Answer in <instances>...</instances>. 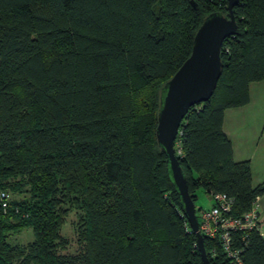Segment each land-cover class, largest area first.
I'll return each mask as SVG.
<instances>
[{"label":"trees","instance_id":"trees-1","mask_svg":"<svg viewBox=\"0 0 264 264\" xmlns=\"http://www.w3.org/2000/svg\"><path fill=\"white\" fill-rule=\"evenodd\" d=\"M215 12L228 15L227 0H0V194L28 195L0 201V264H202L156 128L163 87ZM234 14L217 88L183 119L175 150L195 204L199 190L227 193L240 217L264 186L233 160L223 121L264 83V0ZM72 209L85 247L63 255ZM23 229L34 241L10 244ZM235 239L244 264H264L259 232ZM218 245L205 238L209 259L229 264L220 249L212 258Z\"/></svg>","mask_w":264,"mask_h":264},{"label":"water","instance_id":"water-1","mask_svg":"<svg viewBox=\"0 0 264 264\" xmlns=\"http://www.w3.org/2000/svg\"><path fill=\"white\" fill-rule=\"evenodd\" d=\"M227 2L228 15L215 12L204 19L195 35L191 56L163 87L156 128L157 143L167 156L168 175L179 195L181 209L196 236V248L202 264L212 262L206 251L205 238L199 230L197 207L189 192L188 179L176 156L175 141L190 109L212 98L223 72V44L239 32L234 9L240 0Z\"/></svg>","mask_w":264,"mask_h":264},{"label":"built area","instance_id":"built-area-1","mask_svg":"<svg viewBox=\"0 0 264 264\" xmlns=\"http://www.w3.org/2000/svg\"><path fill=\"white\" fill-rule=\"evenodd\" d=\"M200 109V105L195 106ZM181 155V151H178ZM210 197L213 205L211 208L198 209L199 230L204 238L218 240V246L214 247L210 254L212 258L217 257L219 249L229 264H244L242 248L237 244L235 235L238 233H249L257 231L261 233V221L259 215L260 196L256 197L249 211L240 217L232 215L235 199L223 192H211ZM2 207H8L7 195L0 194Z\"/></svg>","mask_w":264,"mask_h":264},{"label":"crops","instance_id":"crops-1","mask_svg":"<svg viewBox=\"0 0 264 264\" xmlns=\"http://www.w3.org/2000/svg\"><path fill=\"white\" fill-rule=\"evenodd\" d=\"M260 83L262 82L250 85L249 104L253 102L252 86ZM223 130L232 143L233 160L236 163L249 161L253 187L264 186V109L226 110ZM207 196L212 202L210 195ZM259 215L262 226L261 235L264 238V194L260 196Z\"/></svg>","mask_w":264,"mask_h":264},{"label":"rangeland","instance_id":"rangeland-1","mask_svg":"<svg viewBox=\"0 0 264 264\" xmlns=\"http://www.w3.org/2000/svg\"><path fill=\"white\" fill-rule=\"evenodd\" d=\"M251 97H253V102L245 106L239 107V109H264V83L256 84L251 88ZM259 97H261L259 99ZM238 109V108H233ZM232 109V110H233ZM27 188L24 189L26 191ZM1 193L7 195V202L11 203L13 201H22L28 195L25 192L14 193L10 190H2ZM198 199L196 202V207L198 209H208L212 207V202L209 197L204 193L203 190H199L197 193ZM67 208H69L67 206ZM80 215H83L82 212L76 209H72L69 213L66 223L61 230V236L64 240L67 241V247L64 250H60V253L63 255H78L80 254L84 247L85 243L80 240L79 237V222ZM8 241L10 244L15 246L26 247L34 241L33 232L31 229H23L20 231H15L9 234Z\"/></svg>","mask_w":264,"mask_h":264}]
</instances>
